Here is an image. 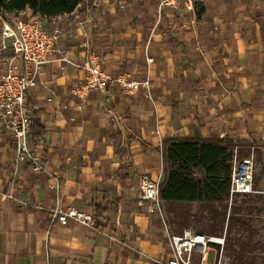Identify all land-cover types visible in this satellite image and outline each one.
I'll use <instances>...</instances> for the list:
<instances>
[{"label": "crops", "instance_id": "1", "mask_svg": "<svg viewBox=\"0 0 264 264\" xmlns=\"http://www.w3.org/2000/svg\"><path fill=\"white\" fill-rule=\"evenodd\" d=\"M122 1L125 11L118 0H102L92 12L87 0L54 20L33 15L47 30L64 27L57 46L70 62L51 55L30 93L45 129L30 139L42 172L15 163L0 123V264H163L172 232L138 202L143 176L164 180L162 141L233 136L264 149V0H199L201 15L183 6L159 12L156 0ZM84 40L105 56L110 74L148 79L151 89L78 98ZM58 205L93 216L95 225H62L52 217ZM206 260L217 263L214 253ZM193 261L201 262L197 252Z\"/></svg>", "mask_w": 264, "mask_h": 264}, {"label": "built area", "instance_id": "2", "mask_svg": "<svg viewBox=\"0 0 264 264\" xmlns=\"http://www.w3.org/2000/svg\"><path fill=\"white\" fill-rule=\"evenodd\" d=\"M199 0H156L158 11L173 10L183 6L194 12ZM102 0H91L90 11H96ZM121 11L126 10L122 0H118ZM91 14V13H90ZM91 18V17H90ZM64 34V27L53 22V27L45 29L43 23L26 11L0 15V123L10 133L15 145L14 161L16 164L27 165L34 173L42 172L41 156L30 144L32 137L33 113L29 106L31 91L36 88L39 77L50 61V56L58 54L63 62H70L68 53L58 49V43ZM79 48L84 53L82 69L86 76L84 82L75 87L73 93L84 100L91 92L98 91L109 94L118 89L128 96H136L149 91L151 84L148 79L138 80L128 73L112 75L106 70L105 57L95 53L90 41L84 40ZM153 59H148L152 62ZM109 99L107 98L106 101ZM249 157L240 159L238 147L235 148L230 194H254V148ZM138 202L147 205L149 214L158 213L164 218L160 184L147 176L140 179ZM52 217L62 225L69 219L92 227L94 218L74 207L54 209ZM169 243L172 254L163 264H196L193 254L200 256V264H208L207 256L214 253L216 264H228L225 256V234L222 237L206 236L186 228L180 234L170 235Z\"/></svg>", "mask_w": 264, "mask_h": 264}, {"label": "trees", "instance_id": "3", "mask_svg": "<svg viewBox=\"0 0 264 264\" xmlns=\"http://www.w3.org/2000/svg\"><path fill=\"white\" fill-rule=\"evenodd\" d=\"M87 0H0V15L30 11L29 16L54 20L72 14ZM197 5L195 8H198ZM201 7L199 15L203 13ZM45 129L33 114L32 137L41 139ZM240 159L254 160L261 173L254 174V194H230L235 148ZM233 136L225 139L166 138L161 144L165 177L160 199L176 234L186 228L206 235L225 234L229 264H264V149ZM195 207V208H193ZM95 218L102 216L96 207ZM93 217V216H92ZM262 231V232H261Z\"/></svg>", "mask_w": 264, "mask_h": 264}, {"label": "rangeland", "instance_id": "4", "mask_svg": "<svg viewBox=\"0 0 264 264\" xmlns=\"http://www.w3.org/2000/svg\"><path fill=\"white\" fill-rule=\"evenodd\" d=\"M196 5V4H195ZM202 6H199L198 7V10L201 8ZM121 11V10H120ZM90 21H92V19L90 18L89 19ZM96 53V52H95ZM98 54V53H97ZM101 55V54H100ZM104 56V55H103ZM105 57V56H104ZM149 63H151V62H149ZM254 158H255V156H254ZM165 173V172H164ZM255 173H261V166H260V163H256V160H254V174ZM264 187V183L262 182V184H261V188H263ZM161 206H162V211H163V215H164V224L166 225V226H168V228L171 230V232H172V235H175L176 233L174 232V229H172V227L170 226V223H169V219H170V216L166 213V210H165V206H164V204L161 202ZM193 208H195V207H193Z\"/></svg>", "mask_w": 264, "mask_h": 264}]
</instances>
